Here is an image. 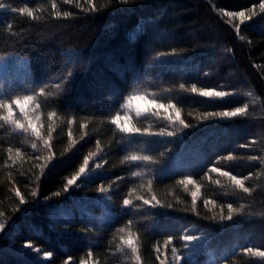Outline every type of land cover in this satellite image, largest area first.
Wrapping results in <instances>:
<instances>
[{"label": "trees", "instance_id": "16d2710c", "mask_svg": "<svg viewBox=\"0 0 264 264\" xmlns=\"http://www.w3.org/2000/svg\"><path fill=\"white\" fill-rule=\"evenodd\" d=\"M3 2L9 9L30 7L39 17L33 20L0 10V56L20 57L28 67L21 79L8 81L5 92L25 95V89L38 90L46 83L49 90H55L53 85L70 66L69 61L78 72L74 82L42 110L39 123L45 138L51 123L47 111L54 108L61 118L55 120L52 133L51 152L55 155L43 174L39 165L49 155L43 142L30 132L0 127V223L5 225L0 230V264H64L69 256L71 264H79L81 259H91L94 264H137L129 250H125L127 255L117 252L119 237L126 235L119 229L128 228L129 221L139 239L140 264H159L168 237L184 253L179 264H264V258L241 252V247L264 250L261 0H94L100 9L96 12L83 10L90 7L87 0H79L83 8L76 7V0L71 4L56 0L59 11L72 13L68 18H53L52 0ZM103 4L107 6L101 7ZM253 6L257 15L243 24L220 11ZM181 84L186 89L195 84L233 95L210 100L181 89ZM134 92L174 103L189 127L178 120L169 124L167 116L136 118L133 114L136 127L154 133L165 127L175 135L128 137L120 133L109 119L124 111L121 104ZM248 92L251 97L245 95ZM245 103L249 104L246 116L202 119L205 113L230 111ZM73 117L75 121L69 125L67 121ZM72 141L76 143L69 148ZM97 141L101 151L89 160L76 185L64 191V184L79 170L84 157L96 152ZM33 142L37 149L31 148ZM10 146L15 163L9 158ZM17 147L21 149L18 158ZM131 154L151 156L152 160L123 162ZM229 155L233 159H227ZM250 156L260 159L250 161ZM214 167L238 178L252 173L245 181L252 193L235 188L228 176L211 171ZM133 172L140 175L133 176ZM185 177L195 184L189 188V184L178 183ZM197 185L193 208L192 192ZM101 186L107 191L99 192ZM13 188L19 189L25 203H20ZM153 194L172 207L153 208L137 199H151ZM125 198L133 204L125 206ZM205 201L216 203L206 206ZM229 203L235 208L244 205V211L234 214L231 221H221V206L226 216ZM186 234L204 237L193 242L200 245L195 251L191 245L184 247ZM27 242L33 247L25 248ZM45 252H52V257L45 259Z\"/></svg>", "mask_w": 264, "mask_h": 264}, {"label": "snow or ice", "instance_id": "6c2138e0", "mask_svg": "<svg viewBox=\"0 0 264 264\" xmlns=\"http://www.w3.org/2000/svg\"><path fill=\"white\" fill-rule=\"evenodd\" d=\"M122 2L127 3L128 0H122ZM63 3L71 4L72 0H63ZM88 5L90 7L84 8V11H90V12H96L99 11L100 9L97 8L96 4L94 3V0H87ZM107 6L106 4L101 5V7ZM76 7L78 8H83V5L80 4L79 0H76ZM259 9L261 12H264V0H261V2L258 5ZM51 8L53 9L52 16L53 18H68L69 16L72 15L71 12L69 11H64L61 12L58 10V5L56 0H52L51 3ZM8 9L13 13H19L21 15H24L28 18H31L33 20L38 19L39 17L34 13L33 9L30 7H20L19 9L16 8H8V5H6L3 0H0V10ZM223 15H226L228 17H238L240 20V23L243 24L245 21H249L252 19L253 16L257 15L255 11V6L253 8L248 9V10H242L239 12H225L224 10H220ZM250 13V14H249ZM11 25H8V28L11 29ZM236 31L239 33L240 30V24H237L236 26ZM131 38V37H130ZM240 39H244V37H240ZM5 59V57L0 56V60ZM69 67H67L62 74L59 82L55 83L53 85V88L55 90H49V85L46 83L44 86L39 87L38 90L33 88V89H25V91L28 92V94L25 95H15L12 94L11 92H0V121L3 123L0 124V127H3L4 125H8L11 127V129L14 132H22V133H31L32 136L36 137L38 140L43 142L44 148L49 150V155L44 157V163L39 165L41 174H43L44 170L46 167H48L49 162L53 160L54 158V153L51 152L52 148V133L54 130L55 126V120L61 119L58 115V112L53 108V110L47 111V119L49 122L48 124V134L47 137L45 138L42 135V128L43 124H40L41 120V113L42 110L45 108H48L51 106V99L55 96H58L64 88L74 82V79L77 75V68L75 64H73L71 61H69ZM181 89H184L185 91H188L193 94H198L201 97L209 98L210 100L215 98L218 100H223V98L233 95V93L226 92V91H217L216 89H208V88H198L195 84L191 86L190 89H186L185 85L181 84L180 85ZM154 96V94H152ZM245 95L247 96H252L251 92L246 93ZM145 101L146 105H152L153 107L159 109L163 108L165 112H168V109H174L176 111V115L173 117L171 114L167 115V119L169 122H175L179 121L181 125L184 127H189V125L185 124L182 119H180V111L179 109L176 108V105L172 102H169L168 104H158L156 99L153 98L151 100L148 99V95L145 94L144 92H134L130 94L128 97L125 98V102L121 104V109L125 110L124 115L121 116L120 112L118 111L115 115L111 116L109 119V123L112 125H115L116 129L120 132L125 134L128 137H135V136H145V135H159V136H173L175 135L174 132H167L165 129L161 128L159 132H151L148 128L141 129L135 126V123L132 121V116L129 115L128 110L133 109V102L134 101ZM252 103H255V99H253ZM248 109H249V104L245 103L243 106L240 107H235L232 110L228 111H221V112H213V113H205L202 119H208L209 117H220V118H232V117H237V116H246L248 114ZM19 112L21 118H17L16 112ZM135 116L136 118H140L143 115L147 113H152L154 115H159L158 112L153 113V108L152 107H140L136 106L135 109ZM126 121V123H121V121ZM75 118H70L67 122L69 125L74 123ZM86 124H82L81 127H86ZM72 133L71 131L68 132V136L71 137ZM83 138V137H82ZM76 141H72L69 144V148H71ZM255 143V141H253ZM242 147H248V145H243ZM32 149H37V143L33 142L31 144ZM8 154L9 158L13 159L12 157V152L13 148L10 146L8 149ZM101 151L100 143L97 141V149L96 152H91L88 154V156L84 157L83 164L79 167V170L75 172L71 178H68L66 183L64 184V191H68L70 187L76 185L78 179L85 175L89 160L92 157L97 156V154ZM15 153L16 157L21 156V149L19 147L15 148ZM227 159H233L231 155L227 157ZM260 159L257 156H250L249 160L250 161H256ZM150 161L152 160L151 156H142V155H137V154H131L127 155L124 157L123 162H135V161ZM264 163V161H261ZM13 163H15V159H13ZM102 165L96 164L95 167L99 168ZM211 171L213 172H220L224 176H228L229 179L232 181L233 185L235 188L242 190L246 194H251L253 189L246 187L245 186V181L249 180L250 177L252 176V173H249L248 176H244L242 178H238L235 175H232L230 172H221V169L219 168H212ZM133 176H139V172H133ZM259 175V174H257ZM178 183L185 185L187 187L188 184H195V181L191 177H185L183 180L178 181ZM219 183V181H217ZM151 186H152V181H148V191H151ZM12 191H14L15 195L19 197L20 203L23 204L25 203V197L21 194L18 188H13ZM99 192H106L107 189L103 186L98 188ZM135 189H132V192H135ZM197 192H199V185L196 186V191L192 192V203H193V208H195L196 204V199H197ZM31 195L35 197L37 195V192L33 190L31 192ZM55 195L59 196L60 193L57 192ZM138 200H142L144 205H149L153 208L155 207H168L171 208L172 205H164L161 203L159 199L155 196V194L152 195L151 199H144L143 196H138ZM155 201V203H153ZM213 204L215 205V201H205V205L207 204ZM123 204L125 206H131L133 204V200L129 198H125L123 200ZM244 205H241L239 208L233 207L231 203L227 205V215H223V206H221V215L219 216V219L221 221L223 220H228L231 221L233 220L234 214H241L244 211ZM3 213H0L2 215ZM216 217L214 216L213 219ZM131 221H129V227L128 228H121L119 229V232L121 233H126V235H121L119 237L120 239V244L117 246V252L122 253L127 255V252L125 251L126 249L130 251L131 253V258L134 259L137 264H140L141 262V255H140V244H139V239L136 236L135 233L131 231L130 225ZM5 225L3 223H0V230H3ZM86 230V229H85ZM172 237H168V239L164 242L165 246L167 247L168 244L172 242ZM185 248H189L191 245V250L195 251L198 247H200L199 244H193L194 241H202L204 239L203 236H195V235H184L182 237ZM25 248H32L33 245L31 242H27L24 245ZM157 253H159V247H156L155 249ZM35 251L39 252L40 249L36 248ZM172 254H173V261L174 264H179L180 260L182 259L181 256L177 254V249L175 247H172L171 249ZM241 252L244 255L250 256V257H259V258H264V250L261 249V247H241ZM53 253L52 252H45L44 257L45 259L52 257ZM92 252L89 251L87 253V256L89 258L92 257ZM157 259H159V256H157ZM72 257H68L64 264H71ZM79 264H87V261L84 259H81L79 261ZM159 264H167L166 260H160Z\"/></svg>", "mask_w": 264, "mask_h": 264}, {"label": "rangeland", "instance_id": "374dc122", "mask_svg": "<svg viewBox=\"0 0 264 264\" xmlns=\"http://www.w3.org/2000/svg\"><path fill=\"white\" fill-rule=\"evenodd\" d=\"M235 12H239V11H235ZM233 12V13H235ZM235 19H239L238 17H234ZM5 57V59L0 60V92H5V90L8 89V81H15L16 79H21V77L26 74L28 67H27V63L26 60L20 58V57H16L13 55H7V56H2ZM148 99L151 100L153 99L152 97L148 96ZM158 104H168V103H163L161 101L156 100ZM136 106H140V107H152L153 108V113L158 112L159 115H154L152 113H147L156 117H166L168 114H171L173 117L176 115V111L174 109H168V112L166 113L165 110L163 108H155L152 105H146L145 101H134L133 102V109L132 110H128L129 111V115L132 116L133 114H135V107ZM125 111V110H124ZM124 111L121 113V116L124 115ZM17 118H21L18 110L16 112ZM169 121V120H168ZM121 123H126V121H121ZM172 122H169V124H171ZM165 129L167 132L169 131L168 128L165 127H160ZM160 131V130H159ZM157 131V132H159ZM188 187L190 188V184L188 185ZM193 186L191 187L190 190H193ZM172 247H174V245L172 243L168 244L167 247L164 246V249L162 250V258L163 260L167 261V264H174L173 261V254H172ZM177 254L179 256H181L183 258L184 253L180 252L177 249ZM182 260V259H181ZM180 260V261H181ZM87 264H94L93 261L91 259L86 260Z\"/></svg>", "mask_w": 264, "mask_h": 264}]
</instances>
